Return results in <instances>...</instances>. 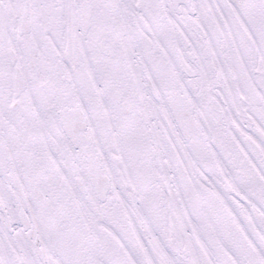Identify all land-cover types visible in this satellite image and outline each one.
<instances>
[{"label":"snow or ice","instance_id":"6c2138e0","mask_svg":"<svg viewBox=\"0 0 264 264\" xmlns=\"http://www.w3.org/2000/svg\"><path fill=\"white\" fill-rule=\"evenodd\" d=\"M0 264H264V0H0Z\"/></svg>","mask_w":264,"mask_h":264}]
</instances>
